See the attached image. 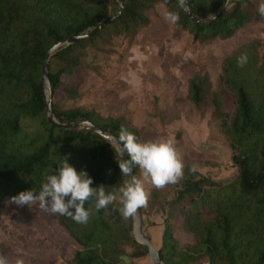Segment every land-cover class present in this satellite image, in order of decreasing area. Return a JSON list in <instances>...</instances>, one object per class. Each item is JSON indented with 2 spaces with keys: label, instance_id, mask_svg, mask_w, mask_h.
Listing matches in <instances>:
<instances>
[{
  "label": "trees",
  "instance_id": "16d2710c",
  "mask_svg": "<svg viewBox=\"0 0 264 264\" xmlns=\"http://www.w3.org/2000/svg\"><path fill=\"white\" fill-rule=\"evenodd\" d=\"M120 1L119 16L51 56L52 99L62 75H73L81 64L83 50L113 35L132 38L148 25V11L158 2L177 14V23L199 42L231 37L254 19L244 10L246 0H229L225 11L207 24L192 21L180 0ZM188 1L195 16L207 19L226 0ZM111 14L110 0H0V201H10L21 191H38L63 156L77 171H87L92 187L103 184L106 192L118 193L127 179L119 168V156L105 139L92 131L54 127L45 112L42 65L49 48L88 32ZM245 54L247 63L240 67L237 59ZM221 69L224 89L219 94L229 90L234 108L232 112L221 109L222 95L207 100L221 118L219 127L237 176L220 183L187 166L182 188L169 198L160 199V188L149 190V206L157 205L163 213L156 248L164 264H264V41L241 45L224 58ZM66 92L72 94L70 88ZM188 95L197 108L204 103L200 76L189 80ZM51 104L61 123L89 120L117 138L121 127L141 138L140 130L122 117L99 120L91 112ZM25 121L32 124L31 129L24 126ZM137 169L133 167L134 174ZM85 207L90 211L87 223L58 214V223L77 244L71 264H136L135 259L147 255V249L135 242L131 219L121 215L119 203L97 211L93 197ZM140 209L143 213L144 208ZM177 212L182 214V229L194 239L192 244L180 245L174 235Z\"/></svg>",
  "mask_w": 264,
  "mask_h": 264
},
{
  "label": "rangeland",
  "instance_id": "374dc122",
  "mask_svg": "<svg viewBox=\"0 0 264 264\" xmlns=\"http://www.w3.org/2000/svg\"><path fill=\"white\" fill-rule=\"evenodd\" d=\"M261 3L264 0L245 1L244 10L254 19L231 37L199 42L178 23L165 20L164 13L171 11L158 2L148 11V25L132 38L113 35L83 50L81 64L73 75H62V84L51 101L61 109L91 112L99 120L122 117L131 124L133 115L139 122L136 114L149 113L139 140L172 139L184 164L183 178L189 167L194 173L228 183L236 178L237 169L219 127L221 118L212 111L209 101L222 95L221 109L232 112V93L225 90L224 95L219 94L224 89L222 63L241 45L264 41V15L258 11ZM118 6L116 0H110L111 15L118 12ZM195 76L203 79L206 91L205 101L198 108L188 97L189 80ZM31 125L24 123L27 128ZM136 175L140 176L139 169ZM183 178L160 188V199L180 190ZM153 187L146 182L148 196ZM149 201L142 217L147 235L157 243L163 213L157 205L149 206ZM175 214L173 230L178 243L192 244V235L181 227V212ZM76 248L75 241L58 223V214L38 205L29 208L0 201V254L13 264L17 258H22L24 264H71ZM133 262L150 264L148 255Z\"/></svg>",
  "mask_w": 264,
  "mask_h": 264
},
{
  "label": "clouds",
  "instance_id": "9594fccd",
  "mask_svg": "<svg viewBox=\"0 0 264 264\" xmlns=\"http://www.w3.org/2000/svg\"><path fill=\"white\" fill-rule=\"evenodd\" d=\"M186 0H180L181 6ZM225 7L229 4L225 3ZM258 11L264 15V3ZM165 20L177 23L179 16L172 12L164 13ZM247 63V56L241 55L237 64L243 67ZM116 155L117 162L123 176L127 177L117 192H106L104 185L92 187L93 178L86 170L77 169L68 162V157L57 164V170L45 178L38 191L33 189L19 192L12 196L10 203L17 206L27 205L29 208L38 205L39 208L70 217L77 223H87L90 211L85 205L93 197L97 211L106 208L109 204L119 203L121 215L127 219L144 207L148 202V192L145 184L150 183L156 188H163L168 184L178 183L183 178L184 164L178 154L174 141L168 138L139 140L138 137L126 128L121 127L118 138L108 140ZM121 144L123 147H121ZM127 152L129 159L123 158ZM138 167L140 176L132 174L133 167ZM0 264H13L3 254H0ZM14 264H24L22 258H17Z\"/></svg>",
  "mask_w": 264,
  "mask_h": 264
},
{
  "label": "water",
  "instance_id": "95a60500",
  "mask_svg": "<svg viewBox=\"0 0 264 264\" xmlns=\"http://www.w3.org/2000/svg\"><path fill=\"white\" fill-rule=\"evenodd\" d=\"M119 4V10L115 14L102 19L95 27H93L91 30L84 34L76 35V36H70L66 37L64 40H61L60 42L52 45L49 50L47 51L43 65H42V77H43V90H44V99H45V112H46V119L47 121L54 127H58L63 130H69V131H79V130H85V131H92L100 135L103 139H105L107 142L110 138H117L113 133H111L108 130L101 129L94 123H92L89 120H77L69 123H61L59 122L55 116L52 109L51 104V86L49 82L48 77V63L51 56L58 50L61 49L69 44L75 43L78 40L88 38L92 36L95 32L99 31L103 28V26L113 19H115L117 16H119L123 10V5L120 0H116ZM225 3L229 4V0H226ZM225 3L223 6L215 12L212 16H210L207 19H201L195 16L190 8H189V1L186 0V3L182 6L184 13L194 22L200 23V24H207L210 23L213 19L218 17L222 12L225 11L227 7H225ZM109 143V142H108ZM110 144V143H109ZM121 147L123 145L121 144ZM124 159H129L126 152L123 153ZM132 174H134V170L132 169ZM131 219V232L132 236L138 244L143 245L147 249V255L150 264H164L161 261L159 252L157 248L153 245L151 242L149 236L146 233V227L144 225L143 217L141 209H137L136 213L130 216Z\"/></svg>",
  "mask_w": 264,
  "mask_h": 264
},
{
  "label": "crops",
  "instance_id": "0c3cea01",
  "mask_svg": "<svg viewBox=\"0 0 264 264\" xmlns=\"http://www.w3.org/2000/svg\"><path fill=\"white\" fill-rule=\"evenodd\" d=\"M161 113L163 114V111H161ZM165 114V113H164ZM152 116L154 115V114H151ZM136 116H137V118L139 119V122L138 121H136V118H135V116L133 115V120L131 119V121H132V124L135 126V127H137L139 130H140V134H142V129H141V127L143 126V125H145L146 124V122H147V119H149V113H146V114H144L143 116H141V115H137L136 114ZM159 116V113L157 114V117ZM161 116V115H160ZM153 117H156V115H154ZM159 118V117H158ZM160 120V119H159ZM159 239V238H158ZM151 240V242L153 243V245L156 247L158 244H159V242H160V239H159V241L156 243V242H154L153 241V239H150Z\"/></svg>",
  "mask_w": 264,
  "mask_h": 264
},
{
  "label": "built area",
  "instance_id": "2783aa9c",
  "mask_svg": "<svg viewBox=\"0 0 264 264\" xmlns=\"http://www.w3.org/2000/svg\"><path fill=\"white\" fill-rule=\"evenodd\" d=\"M204 264H213V263H204Z\"/></svg>",
  "mask_w": 264,
  "mask_h": 264
}]
</instances>
